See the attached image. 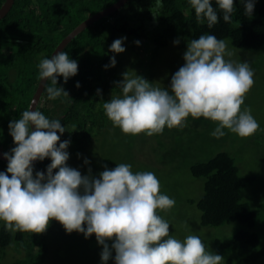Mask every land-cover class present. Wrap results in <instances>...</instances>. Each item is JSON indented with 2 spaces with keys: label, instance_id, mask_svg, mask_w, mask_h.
Returning a JSON list of instances; mask_svg holds the SVG:
<instances>
[{
  "label": "clouds",
  "instance_id": "9594fccd",
  "mask_svg": "<svg viewBox=\"0 0 264 264\" xmlns=\"http://www.w3.org/2000/svg\"><path fill=\"white\" fill-rule=\"evenodd\" d=\"M214 2L215 7L213 0H187L184 15L190 16L194 10L196 20L201 24L206 21L208 28L220 21L221 14L224 22H231L234 0ZM240 3L251 16L255 0ZM155 7L162 8L163 0H155ZM125 39L114 40L109 51L124 52ZM173 43L179 44L180 39ZM231 56L227 41L214 34L190 39L184 63L167 88L126 71L122 80L115 82L121 94L103 102L104 114L113 128L124 134H161L166 127H185L191 116L215 122L210 135L217 139L226 135L225 130L249 137L260 125L251 108L241 106L254 84V70L248 61L226 59ZM115 64L113 55L104 67ZM37 67L40 81H50L44 89L47 99L68 96L57 86L58 77L67 82L76 75L77 60L66 51H57L51 58H42ZM96 94L100 95L99 89ZM32 106L8 124L15 146L3 153L7 167L0 171V222L6 231L39 234L54 219L67 233L76 231L86 239L94 235L103 246L101 264L110 258L114 264H225L224 257L209 250L199 235L179 239L170 234V222L160 212L172 209L176 201L160 191L154 172H134L132 164L119 163L111 169L105 165L98 175H93L91 168L82 175L67 163L71 141L61 140L68 131L66 126ZM72 127L75 130L76 126ZM45 158L50 160L46 169L34 172V162ZM83 162L90 163L87 158Z\"/></svg>",
  "mask_w": 264,
  "mask_h": 264
},
{
  "label": "trees",
  "instance_id": "16d2710c",
  "mask_svg": "<svg viewBox=\"0 0 264 264\" xmlns=\"http://www.w3.org/2000/svg\"><path fill=\"white\" fill-rule=\"evenodd\" d=\"M115 1L14 0L0 19V150L7 152L15 146L8 124L29 107L40 80L37 67L40 60L50 57L57 44L81 21ZM3 2L0 0V6ZM234 4L231 22H224L221 14L220 21L208 28L206 21L201 24L196 20L194 10L190 16L184 15V9L189 7L187 0H163V7L159 9L155 7V0H127L117 11L96 20L67 43L62 51L77 60L78 71L67 82L58 77L57 86L63 87L69 97L47 99L44 89L50 84L48 81L36 108L51 119H59L69 131L61 135V140H70V145L79 143L75 152H81L93 134L97 135L104 126H112L102 105L121 92L115 88V82L121 80L123 73L115 66H104L115 54L109 51V46L118 36L132 39L136 55L141 54V43L148 42L147 49L155 55L169 40L180 38L184 45L205 33L228 38L239 49L264 48V0L251 16L245 14L240 0H234ZM136 41L141 43L137 45ZM151 58L153 61L154 57ZM131 64L135 67V61ZM98 89L100 95L96 94ZM48 163V158L36 161L34 172L44 171ZM6 167L7 163L0 159V171ZM190 170L194 176L204 179L203 194L196 201L202 225L220 226L232 221L249 226L255 223V211L242 199V190L252 177L239 173L229 153L220 151L206 161L193 163ZM2 225L0 222V257L10 248L17 253L4 264H48L61 242H66L56 240L53 233L50 236L49 226L43 233L13 235ZM215 243L223 253L238 254L236 259L226 257L228 264H248L264 254L257 233L247 229H239L222 240L215 239ZM100 246L95 248V253L100 254Z\"/></svg>",
  "mask_w": 264,
  "mask_h": 264
},
{
  "label": "rangeland",
  "instance_id": "374dc122",
  "mask_svg": "<svg viewBox=\"0 0 264 264\" xmlns=\"http://www.w3.org/2000/svg\"><path fill=\"white\" fill-rule=\"evenodd\" d=\"M262 1L255 0L254 10ZM121 37L118 36L117 39ZM174 40L176 39L169 40L155 55H151V51L147 49L148 42H140L141 54L136 55L133 50L134 42L126 38L123 42L125 51L114 54L115 68L122 73L127 71L130 75L135 72L154 86L167 88L171 76L184 63L183 54L187 47V41L183 45L184 42L180 39V43L174 45ZM224 40L232 52V56L226 59L234 62L248 61L254 70V84L241 106L242 109L245 106L250 107L252 115L259 122L260 127L253 135L242 138L225 130L226 135L217 139L210 135L215 128V122L203 117L194 119L191 116L188 117L185 127H166L163 133L152 136H146L144 133L124 134L119 128H113L109 124L102 127L97 135L93 134L81 152H75L79 143L70 145L67 150V163L80 170L82 175L87 174L89 168L93 175H98L105 165L111 169L119 163L132 164L134 172H154L160 180V191L176 201L172 209L160 212V215L170 222V234L179 239L189 234L199 235L208 249L222 255L225 264H228L226 257L236 259L238 254L223 253L215 239L222 240L232 236L239 229H247L257 233L259 245L264 246V48L244 50L234 47L230 39ZM151 57H154L153 61ZM146 60L148 62H145ZM134 61L135 67L131 64ZM120 94L121 92L116 95ZM220 151H226L234 158L241 175L252 177V181L242 190V199L248 202L256 213L253 225L232 221L220 226H204L200 222L201 212L196 201L203 194L204 179L194 176L190 166L195 162L206 161ZM84 158L90 161L88 165L84 164ZM49 227L50 236L53 233L52 236H56V240L64 239L66 242H61L59 250L49 257L48 264H101L100 254L94 251L100 246L94 235L85 240L82 233H67L54 219L49 222ZM108 243L111 244L110 241ZM102 247L101 245L100 253ZM16 255L14 249H8L6 255L0 257V264ZM114 255L113 252V257ZM107 264H114L113 259L110 258ZM248 264H264V254Z\"/></svg>",
  "mask_w": 264,
  "mask_h": 264
},
{
  "label": "water",
  "instance_id": "95a60500",
  "mask_svg": "<svg viewBox=\"0 0 264 264\" xmlns=\"http://www.w3.org/2000/svg\"><path fill=\"white\" fill-rule=\"evenodd\" d=\"M127 0H117L111 5L93 13L92 15L88 16L86 19L81 21L77 26H75L55 47V49L52 51L49 58H51L52 55H54L57 51H62V49L67 45V43L78 33H80L82 30H84L87 26L91 25L96 20L106 17L115 11H117ZM14 0H4L2 5L0 6V19L6 15V13L9 11L13 4ZM43 82L39 80L38 85L36 87V90L31 98L30 105H33V109L37 107L43 89H44ZM35 101V104H33ZM31 110V109H30ZM4 151L0 150V159L5 161L7 163V160L3 156ZM36 162H34L35 164Z\"/></svg>",
  "mask_w": 264,
  "mask_h": 264
}]
</instances>
